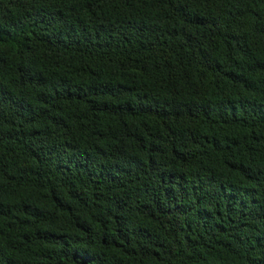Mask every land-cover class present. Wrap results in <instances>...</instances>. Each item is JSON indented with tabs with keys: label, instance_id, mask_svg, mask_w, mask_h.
Instances as JSON below:
<instances>
[{
	"label": "trees",
	"instance_id": "obj_1",
	"mask_svg": "<svg viewBox=\"0 0 264 264\" xmlns=\"http://www.w3.org/2000/svg\"><path fill=\"white\" fill-rule=\"evenodd\" d=\"M0 264H264V0H0Z\"/></svg>",
	"mask_w": 264,
	"mask_h": 264
}]
</instances>
